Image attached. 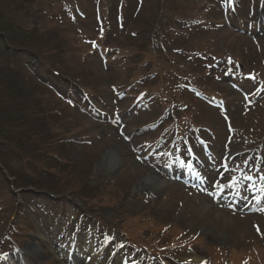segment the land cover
<instances>
[{"label":"rangeland","instance_id":"374dc122","mask_svg":"<svg viewBox=\"0 0 264 264\" xmlns=\"http://www.w3.org/2000/svg\"><path fill=\"white\" fill-rule=\"evenodd\" d=\"M0 15L15 46L0 39V262L43 230L49 255L91 234L132 264H264V0H0ZM191 162L197 192L179 181ZM150 173L167 186L142 191ZM218 185L234 209L205 194Z\"/></svg>","mask_w":264,"mask_h":264},{"label":"bare ground","instance_id":"6f19581e","mask_svg":"<svg viewBox=\"0 0 264 264\" xmlns=\"http://www.w3.org/2000/svg\"><path fill=\"white\" fill-rule=\"evenodd\" d=\"M107 155L105 156V160L107 161L106 166L108 167V169H112L113 167L116 166L118 157L115 156L116 154L114 151L107 153ZM142 183H144V186L141 188V190L147 193L151 192L152 190H155V192H159L162 188L167 186V183H164L160 178L158 179V177H155V175L151 173L149 174L148 177H146L143 180ZM63 226L65 227L66 225L63 224ZM40 238L42 239V241ZM38 239L40 240V244L43 246V248H44V243H47V244L50 243V241L47 240V235L43 233V230L42 232H40ZM70 241L71 239L68 240L67 243L65 244L66 246L70 248L75 247L76 246L75 244L79 242L78 239H74L73 243H70ZM79 243H80L79 244L80 255L82 258L84 257L81 264H121L120 259L116 262H114L113 260H109L107 258V254L105 252L102 253L99 248V245L95 243V238L91 239L90 241L82 240ZM43 248L37 246V244L35 243L34 244L30 243L27 249L24 251V254H22L23 257L21 259L18 257V264H24L25 260L27 259H29L30 264H35V262L33 263L31 259L35 261L40 258L43 259V257H47L49 260H54L58 264H61V262H63L59 259V258L63 259V257L60 256L61 251L59 248L54 249L53 247H48L51 255H49L47 251L43 250ZM80 260L82 259L79 258V261ZM127 260L131 262L133 260V256L129 255L127 257ZM204 261L205 260L202 257H196L193 260V262L199 263V264L204 263ZM0 264H7V262L5 260H2ZM122 264H127V262H122ZM140 264H150V261L142 260Z\"/></svg>","mask_w":264,"mask_h":264},{"label":"trees","instance_id":"16d2710c","mask_svg":"<svg viewBox=\"0 0 264 264\" xmlns=\"http://www.w3.org/2000/svg\"><path fill=\"white\" fill-rule=\"evenodd\" d=\"M0 17H2V15H0ZM13 22L16 23L15 21H13ZM7 23H8V22H7ZM7 23H6V24H7ZM7 25H8V24H7ZM2 27H4V28H8L6 25H3ZM11 28H12V31L15 30V29L18 31V29H19V28H17V26L14 25V24L11 26ZM2 31H3V30H2ZM2 31H0V38H1V40H3V42H4L6 45H7V44L9 45L10 42H11L12 40L8 37L9 35H7L6 33L2 34V33L4 32V31H3V32H2ZM13 44H14V42H13ZM9 46H10V45H9ZM10 47H11V46H10ZM11 48H14V49H15V46H14V47H11ZM36 134H37V133H36ZM21 135H22V134H19V136H21Z\"/></svg>","mask_w":264,"mask_h":264}]
</instances>
